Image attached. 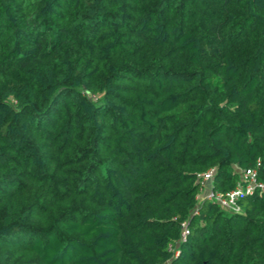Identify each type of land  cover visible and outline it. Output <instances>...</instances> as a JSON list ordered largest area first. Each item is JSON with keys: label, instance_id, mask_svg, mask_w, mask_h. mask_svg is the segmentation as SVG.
<instances>
[{"label": "trees", "instance_id": "1", "mask_svg": "<svg viewBox=\"0 0 264 264\" xmlns=\"http://www.w3.org/2000/svg\"><path fill=\"white\" fill-rule=\"evenodd\" d=\"M249 167L264 0H0V264H264Z\"/></svg>", "mask_w": 264, "mask_h": 264}, {"label": "built area", "instance_id": "2", "mask_svg": "<svg viewBox=\"0 0 264 264\" xmlns=\"http://www.w3.org/2000/svg\"><path fill=\"white\" fill-rule=\"evenodd\" d=\"M213 170L209 169L205 172L198 174L202 189L197 195V199L206 198L218 204L221 208L232 212H239L241 210L239 200L246 195L254 194L255 192L261 193L264 191V178H260L258 171L254 167H249L241 170L239 178L235 185L227 190L220 191L212 188L211 182L207 186V181H211ZM206 190L205 193L203 191ZM203 193V194H202ZM187 221L181 223L180 240L185 239L189 233ZM169 249H175L173 244L169 245ZM176 252V251H175Z\"/></svg>", "mask_w": 264, "mask_h": 264}, {"label": "rangeland", "instance_id": "3", "mask_svg": "<svg viewBox=\"0 0 264 264\" xmlns=\"http://www.w3.org/2000/svg\"><path fill=\"white\" fill-rule=\"evenodd\" d=\"M210 182H211V181H207V186H209ZM205 192H206V190L203 191V193H205ZM203 193H202V194H203ZM198 201H199V200H198ZM195 209H196V208H195ZM195 209H193V210L191 211V213H193V211H195Z\"/></svg>", "mask_w": 264, "mask_h": 264}]
</instances>
